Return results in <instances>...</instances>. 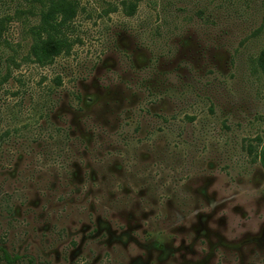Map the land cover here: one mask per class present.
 Masks as SVG:
<instances>
[{
	"label": "rangeland",
	"instance_id": "374dc122",
	"mask_svg": "<svg viewBox=\"0 0 264 264\" xmlns=\"http://www.w3.org/2000/svg\"><path fill=\"white\" fill-rule=\"evenodd\" d=\"M77 1L0 0V264H264V0Z\"/></svg>",
	"mask_w": 264,
	"mask_h": 264
},
{
	"label": "trees",
	"instance_id": "16d2710c",
	"mask_svg": "<svg viewBox=\"0 0 264 264\" xmlns=\"http://www.w3.org/2000/svg\"><path fill=\"white\" fill-rule=\"evenodd\" d=\"M31 1V8L36 6L40 9V21L29 29L32 45L27 58L40 66H47L62 54L71 52L75 41L69 35L73 31L72 24L77 16L79 4L77 0ZM125 5L130 16L136 12L137 4L130 2ZM10 75L8 73L6 77L10 78ZM1 251L8 264L20 260L19 256L12 257L5 249Z\"/></svg>",
	"mask_w": 264,
	"mask_h": 264
}]
</instances>
